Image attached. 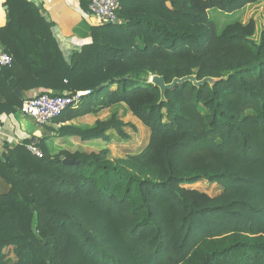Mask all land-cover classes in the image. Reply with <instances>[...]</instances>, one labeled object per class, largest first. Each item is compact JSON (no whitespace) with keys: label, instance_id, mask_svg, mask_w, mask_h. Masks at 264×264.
<instances>
[{"label":"trees","instance_id":"trees-1","mask_svg":"<svg viewBox=\"0 0 264 264\" xmlns=\"http://www.w3.org/2000/svg\"><path fill=\"white\" fill-rule=\"evenodd\" d=\"M261 1L119 0V23L91 25L66 59L41 5L5 0L0 113L39 92L88 89L52 122L124 103L149 140L115 159L108 148L51 154L40 140L37 157L6 145L0 264H264V38L252 17L218 33L207 13ZM152 74L225 78L176 84L160 101ZM124 125L112 114L56 131L107 143L111 130L127 137ZM202 180L219 194L184 186Z\"/></svg>","mask_w":264,"mask_h":264},{"label":"crops","instance_id":"crops-1","mask_svg":"<svg viewBox=\"0 0 264 264\" xmlns=\"http://www.w3.org/2000/svg\"><path fill=\"white\" fill-rule=\"evenodd\" d=\"M40 5L42 16L53 23L52 34L66 59L73 51L90 41V26L97 22L88 15L86 0H40ZM6 21L5 0H0V27L4 26ZM4 101L0 92V103ZM63 124L80 125L75 120H70L65 123L51 122L45 126H37L31 118L22 114L19 108L10 113H0V160H3L6 145L12 148L18 144L38 143L40 140H44L48 149H55V152L60 149L70 152L79 150L69 148L73 136L70 138L58 136L56 130ZM89 141L91 140L83 142ZM8 187L0 176V193L7 191Z\"/></svg>","mask_w":264,"mask_h":264},{"label":"rangeland","instance_id":"rangeland-1","mask_svg":"<svg viewBox=\"0 0 264 264\" xmlns=\"http://www.w3.org/2000/svg\"><path fill=\"white\" fill-rule=\"evenodd\" d=\"M207 13L209 19L214 22L218 33L227 24H230L235 20L246 22L250 17H252L253 19H255L258 28L255 39L259 40V37L261 35L264 38V1L246 5L230 13L216 9H209ZM112 114H116L117 117L125 123L123 129L126 132L127 137L122 138L113 130L109 131L110 140L107 143H104L100 140L83 142L84 140H82L81 138L73 136L69 144L70 147H68L72 150L74 148H78L79 150L84 149L85 151H98L103 148H108L109 152L107 154V157L115 159L119 157H125L128 154L137 152L144 148L145 145H147L149 140L148 127L143 125L142 122L132 114L130 109L124 103L113 104L109 107L98 110L97 112L78 116L72 118L71 120H75L76 123H79L81 125H79L80 127H91L94 125L96 120L109 119ZM68 137L70 138L71 136ZM49 151L51 154L56 153L55 149H51ZM184 186L187 188L197 189L210 196H216L221 191V186L219 184L209 183L203 180L191 185L187 184ZM11 256L12 254H7L5 257L11 258Z\"/></svg>","mask_w":264,"mask_h":264},{"label":"built area","instance_id":"built-area-1","mask_svg":"<svg viewBox=\"0 0 264 264\" xmlns=\"http://www.w3.org/2000/svg\"><path fill=\"white\" fill-rule=\"evenodd\" d=\"M88 15L96 20L98 24L118 19L119 0H86ZM12 56L0 48V66H9ZM90 93V90H77L66 94H52L49 92H39L35 96L25 99L20 112L31 118L37 126H45L58 117L67 107L77 106L82 101V96ZM27 150L41 157L42 152L34 143L26 144Z\"/></svg>","mask_w":264,"mask_h":264},{"label":"water","instance_id":"water-1","mask_svg":"<svg viewBox=\"0 0 264 264\" xmlns=\"http://www.w3.org/2000/svg\"><path fill=\"white\" fill-rule=\"evenodd\" d=\"M32 3H34L35 5H40V0H28ZM119 23V19H115L114 21L111 22V24H118ZM105 24H109V22H106ZM0 70H1V66H0ZM225 78V77H210V76H206L203 77L202 79H197L196 78V74H190V75H185L183 77H174L170 82H165L164 77L161 75H157V74H152L149 76L148 78V82L153 84L155 87H157L160 91V101L164 100V93L167 89L174 87L176 84L185 82V81H190L193 85L195 86H199L205 83H208L210 85H213L216 81ZM14 91L20 95L23 96L22 91L20 90V88L16 87L14 89ZM63 162H67V163H72L73 161H67V160H63Z\"/></svg>","mask_w":264,"mask_h":264}]
</instances>
